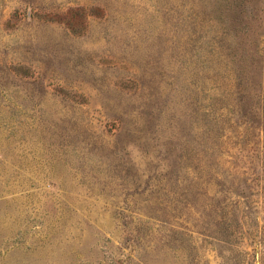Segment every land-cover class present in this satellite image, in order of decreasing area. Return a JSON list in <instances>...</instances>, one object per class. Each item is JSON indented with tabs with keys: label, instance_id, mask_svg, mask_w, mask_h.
<instances>
[{
	"label": "rangeland",
	"instance_id": "1",
	"mask_svg": "<svg viewBox=\"0 0 264 264\" xmlns=\"http://www.w3.org/2000/svg\"><path fill=\"white\" fill-rule=\"evenodd\" d=\"M0 264H264V0H0Z\"/></svg>",
	"mask_w": 264,
	"mask_h": 264
}]
</instances>
